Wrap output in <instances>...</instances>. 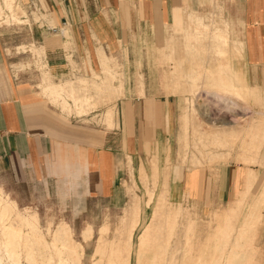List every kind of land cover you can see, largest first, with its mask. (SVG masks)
Here are the masks:
<instances>
[{
	"label": "crops",
	"instance_id": "obj_1",
	"mask_svg": "<svg viewBox=\"0 0 264 264\" xmlns=\"http://www.w3.org/2000/svg\"><path fill=\"white\" fill-rule=\"evenodd\" d=\"M35 1L44 5L47 11L44 7H41L42 10L38 7L35 11L38 18L33 15L34 11L30 14L34 19L42 20L45 28L25 29L23 32L14 30L13 34L5 29L0 30V167L3 171L9 174L12 181L44 184L46 192H61L66 181L74 178L64 177L61 172L65 170L70 174V167L74 164V160L70 159L79 155L74 150L80 145V139L73 134L74 126L58 112L57 115L53 114V109L44 103V100L58 107L66 115L74 111L76 115L81 116L93 108L79 113L78 109L74 108L72 99H69L72 107L68 111L64 110L59 100L53 101L45 95L44 89L48 85L59 86L63 76L69 72L74 73L76 79L87 76L97 82L110 80L119 90L123 86V94L116 99L119 127L113 135L119 141L120 151L112 153L106 147L112 140L105 134L101 146L88 145L85 147V153L80 154V158L86 173V190L101 192L104 197L123 195V190L117 187L116 182L121 180L124 174L127 179L129 176L125 173L121 158L125 153L132 158V163L129 164L132 182L126 185V199L117 218L118 223L131 195L135 192L139 210L132 235L131 261L133 254L134 261H139V237L149 225L152 229L158 227L160 218L164 221V239L169 246L184 245L185 254L189 256L185 259L197 261L200 258L193 255V242L188 236V229L194 219L189 211L180 205H174L169 199H183L185 195L187 201L196 202L203 208L216 204L223 206L216 213V220L221 221L213 233V252L208 253L209 258L206 257L210 264H258L252 259L251 253H248V246L251 244L250 238L256 224L264 218V180L258 196L248 205L240 219L245 201L248 200L259 177L252 167L247 166L245 169L241 166V161H231L228 164L221 159L228 157L238 139V148H246V140L250 137L243 132L262 121L264 111L245 117L244 126L229 120L221 125L210 126L205 131L223 133L242 129L241 137L238 136L227 145L218 146L207 154L209 162L220 161L215 164L217 177L204 167L182 169L172 164L169 169L172 154L167 152V148H171L177 139L180 117L184 123V143L179 152L182 160L185 159L186 148H189L186 130L191 118L187 109L191 99L184 97V94L173 92L183 88L193 91L194 94L197 89L199 91L196 96H199L203 90L205 96L215 101L214 108L222 107V111H225L238 110L239 105H236L241 100L238 92H248L247 98L241 100L246 101L255 93V87L264 90V0ZM21 2L31 4L32 0ZM13 6L14 9L20 8L14 0ZM23 14L18 15V19L9 21H27V16ZM1 19L5 21L4 18ZM219 39L225 40L226 44L220 47L216 43ZM31 40L39 43V46L30 44L31 55L36 54L42 62L45 51L49 62L54 64L55 78L59 79H52L48 66L46 70H42V82L38 84L42 98L33 96L26 81L27 77L23 72L19 73L25 65L21 62L24 60L21 56L25 50H20L24 49L25 45L18 44ZM65 42L71 44L73 54V57H66L68 65L64 63ZM172 57L177 58L176 65L170 60ZM114 58L121 63L122 76L119 79H116V74L111 69ZM192 59L196 64L187 62ZM35 60L37 66L39 63L37 58ZM202 60L203 67L200 66ZM83 62L87 69L90 68L92 77L75 73V65L77 69H83ZM12 66L17 69H13V73ZM68 66L71 68L66 71ZM7 69H10L11 73ZM100 75H104V80L98 79ZM74 83L73 79L72 84L63 90L65 95H70L71 90H74ZM253 97L258 98L256 93ZM86 99L91 100L89 97ZM84 107L87 109L86 105ZM201 111L207 117L214 112L209 104H205ZM240 111L245 115L250 114V111ZM255 140H259V145L246 150L250 156H246L245 161H256L251 157L252 152H257L261 145L264 146L263 134L253 136L251 141ZM147 144L150 153L145 150ZM243 153L240 152L237 157ZM148 157H153L150 166ZM64 158H69L70 161L65 162ZM133 176L140 180L144 187V199L135 190L137 184ZM157 178L162 182L158 192H155ZM241 180V189L235 188L236 183ZM52 182H56L55 186ZM165 185L166 192H162ZM148 189L153 190L150 201ZM161 194L166 198V209L160 216ZM142 201L144 207H151V210L141 224ZM237 217L239 225L234 226L232 222ZM139 225L141 230L134 242V234ZM181 229L182 242H175ZM154 239L155 237H152L150 240V252L144 251L140 261L160 259L159 247L165 242ZM148 242L147 240L145 244ZM179 252L180 249L176 248L167 254L177 255Z\"/></svg>",
	"mask_w": 264,
	"mask_h": 264
},
{
	"label": "rangeland",
	"instance_id": "obj_2",
	"mask_svg": "<svg viewBox=\"0 0 264 264\" xmlns=\"http://www.w3.org/2000/svg\"><path fill=\"white\" fill-rule=\"evenodd\" d=\"M15 4L19 6L18 14H23L24 16H27V21L25 22H13L9 21L10 19H13L11 14H14L13 12L9 11L6 6L2 7V11L0 12V19L4 18L5 21L0 20V30L5 29L6 31H10L9 33L13 34L14 30L23 32L25 29H32V28H45L43 24L41 23L42 20H36L34 19L33 15L38 18L36 14V9L38 7H44V5L38 4L35 0H32L31 4L23 3L21 0H14ZM22 8V9H21ZM46 10V8L44 7ZM42 10V8H41ZM24 11V12H23ZM31 11H34L35 13L30 14ZM47 11V10H46ZM48 13V12H47ZM17 14V15H18ZM49 14V13H48ZM41 15V14H40ZM51 17V16H50ZM51 26V25H50ZM25 45L21 57H24V60H21L25 65L24 67H21L20 72H23L25 76L27 77V82L29 83V86L31 87L33 96L36 98H42L40 95V86L39 83L42 82V70H46L47 66L50 69V73L52 74V79L54 81H59V79L55 78V68L54 64L52 65L49 62V58L47 54L44 51L42 62L39 59L36 54L31 55L30 53V44H35V46H39V43L30 41V42H24L20 43L18 45ZM64 50V63L68 65L67 58L69 55H72V47L71 44L68 42L64 44L63 47ZM22 53V52H21ZM33 56V57H32ZM37 58V62L39 64L34 63ZM34 60V61H33ZM170 60L174 61V64L177 61V58L172 57ZM187 62H190V64L194 65L196 64L195 61L192 59L191 61L188 60ZM86 63L89 65V62L86 61ZM198 63V62H197ZM203 60L200 62V66H202ZM176 65V64H175ZM188 66V65H187ZM71 67L68 66L66 71H69ZM13 69H15L13 66L11 67L12 73ZM111 69L116 74V79L121 78L122 71H121V63L114 58V62L111 63ZM202 69V68H201ZM10 72V69H7ZM17 70V69H15ZM97 71V70H96ZM11 73V72H10ZM75 73L77 75H88L92 77V73L90 71V68L87 69L85 66V62H83V69H77L75 65ZM101 77V78H100ZM104 75H100L98 79H103ZM104 80V79H103ZM106 80V79H105ZM116 86V85H114ZM258 87H255L254 91L256 95L258 96L257 99H255L254 94L250 98H248L246 101H238L237 105L238 110H225L222 111L221 108H214L215 101L212 100L210 97L205 96V93L203 90L200 92L199 96H194V106L195 108L189 106L187 108L191 113V118L189 122V126L186 130V135L189 137V148H186L185 150V159L182 160L179 156V152L182 149V145L184 143V132H183V120L180 117V130L177 133V139L173 142L171 145V148H167V152H171L172 154V160H169V169L172 167V164H175V166H179L182 169H194V168H208V170L214 174V176H218L217 171L215 170V164L219 163L217 161H208L207 154L200 152L199 145L201 144L200 139H193L194 136L201 135L202 137L205 131L210 127L214 125H221L225 121H235L239 125L244 126L246 124L245 117L252 115L255 116L256 112L264 111V90H260ZM80 92V90H79ZM118 92H121L123 94V86H121V89L118 90ZM173 93H179L184 94V97H188L192 100V94L193 91H189L187 89L180 88L177 92ZM80 101L79 103H82L84 106L86 105L87 109L84 110V112H88L84 115H76L74 111H72L71 114L66 115L62 111L58 109L55 105L49 103L47 100H44V103L49 105L50 108L53 109V114L62 115L64 119L67 122H70L74 127V135L77 136L80 140V145L77 146L76 150L74 152H77L79 155H75L74 158L70 159L71 161L74 160V164L71 165V172L70 174H67V172L64 170L61 172L62 176L64 177H74L72 179H69L64 184L63 188H61V192H46V187L44 184H33V183H27L25 181H12L9 178V174L5 171H3V168L0 167V194L1 196L9 200L16 209L20 210L21 213H25L26 211L35 213V216L37 217L38 224L45 235V237L49 240L50 236L47 232V229L50 228V230H54L57 228L60 223H66L68 227L70 228L71 237L74 241L81 243L83 245V254L81 257V263L79 264H91L92 262V255L94 253V248L98 240L99 236V229L104 224L107 225V237L111 238L114 236L113 229L117 223V218L120 214L121 207L123 206V203L126 199V185L131 184L132 180L130 177V168L129 164L132 163V158L125 153V156L121 158L122 166L125 168V173L128 174L129 179H127L126 175H122L121 180H117L116 185L119 187L122 192V196H115V197H104L101 192H88L86 190L85 186V175L83 167L81 166V160L80 154L85 153V147L88 145L90 146H101L103 144L104 135L107 134V138H111V143L106 145L107 148H109L112 153H117L120 151L119 149V141L117 138H115L114 131L116 128L119 127V111H118V102L117 100H112L108 102H97L95 98V94L90 91L88 88H84L79 93ZM101 96V95H100ZM103 96V95H102ZM107 97V95H105ZM89 97L91 100L88 101L86 98ZM98 97V96H97ZM104 97V96H103ZM184 99V98H183ZM205 104H209V106L214 110L213 115L207 117L204 112L201 111V108L205 106ZM184 106V105H183ZM113 109L116 113V119L114 123L107 125L106 122H104V114L107 111V109ZM193 108V110H192ZM186 110V106L184 108ZM195 110V111H194ZM240 110L250 111V114H242ZM58 112V113H57ZM263 120L258 122V124H254L252 126V129L245 130L243 133L250 137L246 141V148H238L240 142L239 139L236 140L234 147L229 148V155L226 159H221L222 162L225 163H234L241 161V166H243L245 169L247 166L252 167L256 170L258 174V179L256 183L253 186V189L250 193V196L248 197V200L245 201V207L240 215V219L242 218L243 214L245 213L246 208L248 205L256 199L258 196V191L261 188V184L264 180V146L261 145L257 152H252L251 157L255 158L256 161H245L246 156H250V153H246L247 149L252 148V146L256 147L259 145V140H255L252 142L253 136H260L261 134L264 135V118ZM200 125V127L198 126ZM195 129L198 127L197 130ZM202 131H200V130ZM195 130V132H194ZM199 130V131H198ZM200 132V134H198ZM195 133V134H194ZM242 133V135H243ZM240 135V137L242 136ZM196 137V136H195ZM260 139V138H259ZM263 139V138H262ZM117 140V141H113ZM203 140V139H202ZM252 142V143H251ZM114 143V144H113ZM112 144V146H111ZM255 150V148H253ZM145 150L150 153V149L148 147V144L145 147ZM243 153V155L237 157L238 154ZM246 153V154H245ZM234 154V155H233ZM189 156V157H188ZM66 157V156H65ZM197 158L193 161L191 158ZM65 162L69 160V158H64ZM69 160V161H70ZM153 160V157H148V164L151 165V162ZM218 160V159H217ZM193 162V163H192ZM148 166V167H149ZM166 167V166H165ZM165 169V168H164ZM245 169L243 171H245ZM77 170V171H76ZM74 172L76 175H73ZM58 175V174H57ZM133 175V171H132ZM76 177V178H75ZM137 186H135V190L138 194L141 195L142 199H144V187L140 184V180H136L133 176ZM148 181L151 180L149 179ZM157 185L155 186V192H158L160 189V183L162 181H159L157 178ZM53 186H55L56 182H52ZM64 183V182H63ZM58 184V181H57ZM242 186V180L240 182L236 183L235 188L241 189ZM58 187V186H57ZM71 191V192H69ZM170 201L176 205V206H182L185 210L190 212V216L194 219V222L191 224L190 228L188 229V236L193 242V249L192 253L193 255L200 256V258L197 261L194 260H177L179 259H185L188 257L185 253H178L173 259L171 260H162L159 261H153L154 263H158L160 261L163 262V264H210L206 257H210L208 253L213 252V244L215 237L213 236L214 231L216 230V226L218 223H220L221 220H216V213L223 208V206L216 204L212 207L208 206L206 208H203V206L198 205L196 202H191L186 200V196L184 195L183 199L182 197L178 198H169ZM142 207V218H141V224L146 220L147 216L150 214L151 207L145 208L143 205V201L141 202ZM262 214L264 215V208H262ZM140 224V225H141ZM234 226H238V217L236 220L232 222ZM138 226V228L135 231L134 234V242H136V237L139 231L141 230V226ZM92 228V236L88 241H84L83 239V233L86 230V228ZM113 238V237H112ZM251 244H249V252L252 255V259L257 262L258 264H264V218L259 221L255 229L253 231V234L250 238ZM149 251V250H148ZM150 252V251H149ZM156 256V254H155ZM158 256L162 257V252L159 253ZM170 255L167 254V257ZM165 255L163 256V258ZM131 261V259H130ZM138 261H134V254L132 255V261L131 264H137ZM143 264H148L149 262L152 263V261H139Z\"/></svg>",
	"mask_w": 264,
	"mask_h": 264
},
{
	"label": "bare ground",
	"instance_id": "obj_3",
	"mask_svg": "<svg viewBox=\"0 0 264 264\" xmlns=\"http://www.w3.org/2000/svg\"><path fill=\"white\" fill-rule=\"evenodd\" d=\"M3 6H6L9 11L14 13L11 14L13 19L19 18V8L14 9L13 0H0V12L2 11ZM216 43L221 47L226 44V41L223 39H219ZM92 72L94 71L92 70ZM112 78H114V74H112ZM73 79L75 82L73 85L74 90H71L70 95H65L63 93V90L65 91V88L72 84ZM139 83L141 84V80L139 81ZM84 88H88L90 89V91L92 90V92L96 95V98H98L96 99L97 102H108L116 100L121 93L118 92L119 89L117 88V86L111 84L110 80H108L107 82H97L92 78L89 79L87 76L76 79L75 74H72V72L66 73L63 76L62 83L59 86L48 85L44 89V93L47 97H49V99L53 101H55L56 99L59 100L61 108L67 111L72 107L69 100L72 99L74 108L78 109L79 113H82L84 112L85 107L82 103H79L80 96L77 93H80L82 90H84ZM198 91L199 90L196 89L192 97H194L198 93ZM102 95H107V98L103 99ZM247 96V91L238 92V97L241 100L246 99ZM188 105H192V107L194 106L193 98L192 100L188 101ZM114 112L115 111L110 109L105 112L104 120L107 122V124L114 123L116 119V114ZM198 126L200 127V125ZM195 127L196 126H194V129ZM197 129L198 127L195 130ZM241 133L242 129H239L235 132L224 131L223 133H216L215 131H211L208 133H204L203 137L202 133L201 135L196 134V137L194 136L193 139H200L201 144L199 145L198 150L200 152L203 151V153L208 154L210 151H212V149L214 150L218 146H225L229 141L235 140L236 138H238V136L242 135ZM198 134H200V132ZM194 159L197 158L195 157ZM194 159L191 158L192 161ZM147 192L149 194L148 200L150 201L152 198L153 190L148 189ZM162 192H166V185L163 188ZM165 206L166 198L163 194H161L159 200V208L161 209V214H159L160 216L166 209ZM138 210V198L136 193L133 192L127 206L124 208L121 219H118V223L114 229V236H112L113 238L107 237L106 224L100 227L99 236L94 248L91 264H131L130 254L133 248L132 235L138 220ZM163 222V219L160 218L157 222V224H159L158 227L152 229V227L149 225L144 230L143 234L139 237V240L141 242L137 254V259L139 261L142 253L144 251H148V249L151 248L150 240L152 239V237H155L154 241L165 242V244H162L159 247V253L162 252V257L159 256V258L162 260L173 259L176 254H170L169 258L167 259V253L176 248L180 249L179 253H185L184 245L178 244L174 245V247H171L169 246V243L164 239L165 225L163 224ZM47 232L50 236L49 240L43 234L38 224L35 213L28 211H26L25 213H21L20 210L16 209L14 204H12L9 200L4 199L0 194V264L81 263V257L84 251L83 245L72 239L70 228L66 223H60V225L54 230H50V228H48ZM91 236L92 228L88 227L83 233L84 241H88ZM182 238L183 234L181 229L180 232L176 235L175 242H182ZM147 240L149 242L148 244H145ZM156 254H158V252H156ZM164 255L165 257L163 258ZM177 260L188 261L189 259L177 258ZM139 261L137 262V264H143ZM148 264H163V262L160 261L158 263H154L152 260V263L149 262ZM228 264H230V262H228Z\"/></svg>",
	"mask_w": 264,
	"mask_h": 264
},
{
	"label": "built area",
	"instance_id": "obj_4",
	"mask_svg": "<svg viewBox=\"0 0 264 264\" xmlns=\"http://www.w3.org/2000/svg\"><path fill=\"white\" fill-rule=\"evenodd\" d=\"M55 29V28H54Z\"/></svg>",
	"mask_w": 264,
	"mask_h": 264
}]
</instances>
